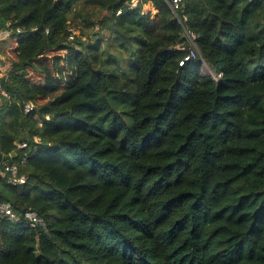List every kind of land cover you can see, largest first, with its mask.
<instances>
[{"label": "trees", "instance_id": "16d2710c", "mask_svg": "<svg viewBox=\"0 0 264 264\" xmlns=\"http://www.w3.org/2000/svg\"><path fill=\"white\" fill-rule=\"evenodd\" d=\"M136 1L0 0V264H264V0Z\"/></svg>", "mask_w": 264, "mask_h": 264}, {"label": "built area", "instance_id": "2783aa9c", "mask_svg": "<svg viewBox=\"0 0 264 264\" xmlns=\"http://www.w3.org/2000/svg\"><path fill=\"white\" fill-rule=\"evenodd\" d=\"M182 0H171L169 3L170 9L172 12H175ZM137 1L135 0V5ZM132 6H133V0H132ZM117 13L120 14V11ZM117 14V15H119ZM19 31V30H17ZM32 32H37V28L32 29ZM44 33H48L47 30H45ZM70 35L68 37V41L72 42L73 37L77 35V33L74 30H70ZM193 41V40H192ZM191 41V44L193 47H195L194 42ZM196 55L194 52H190L189 55H187L182 62L179 63L180 66H182L185 62H188L190 59L194 58ZM7 97L6 93L3 91V89L0 86V103L2 101V98ZM33 107L31 104H26L24 106V112L25 113H30L32 112ZM27 145L25 143H17L16 148L17 150H25ZM14 157L13 154H8L7 156H2L0 159V175L2 174H7L10 176V181L11 182H17L19 185L24 184L25 179L24 177H19L17 178V173H18V168L23 167L25 164V160L27 158L26 152H22V156L20 161H18V164L12 160ZM21 180L23 182L21 183ZM0 218L5 219L7 222L12 223V224H20L22 229H31V230H36L38 228L45 229L46 224L44 219H42L36 212L33 211H27L21 215L17 214L11 203L9 202H0Z\"/></svg>", "mask_w": 264, "mask_h": 264}, {"label": "rangeland", "instance_id": "374dc122", "mask_svg": "<svg viewBox=\"0 0 264 264\" xmlns=\"http://www.w3.org/2000/svg\"><path fill=\"white\" fill-rule=\"evenodd\" d=\"M147 10V9H146ZM143 11H144V9H143ZM152 13V15H153V12H151ZM6 42H4L3 44H1V47H0V56L2 57V53H4L5 52V49H6ZM2 52V53H1ZM4 56V55H3ZM3 58V57H2ZM202 73L204 74V75H207L208 73H211L210 72V70L206 67L205 68V66H204V68H203V70H202Z\"/></svg>", "mask_w": 264, "mask_h": 264}, {"label": "crops", "instance_id": "0c3cea01", "mask_svg": "<svg viewBox=\"0 0 264 264\" xmlns=\"http://www.w3.org/2000/svg\"><path fill=\"white\" fill-rule=\"evenodd\" d=\"M143 9H144V12H153V15L155 14V11L149 6V5H145L144 7H143ZM147 9V10H146ZM152 14V13H151Z\"/></svg>", "mask_w": 264, "mask_h": 264}, {"label": "clouds", "instance_id": "9594fccd", "mask_svg": "<svg viewBox=\"0 0 264 264\" xmlns=\"http://www.w3.org/2000/svg\"><path fill=\"white\" fill-rule=\"evenodd\" d=\"M133 6H135V0H133ZM117 14H119V13H117ZM46 119H47V117H46ZM37 142H39V141H37ZM23 182V180H21V183Z\"/></svg>", "mask_w": 264, "mask_h": 264}]
</instances>
